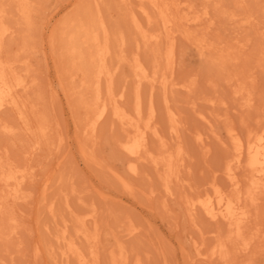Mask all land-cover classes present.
<instances>
[{
    "label": "rangeland",
    "instance_id": "rangeland-1",
    "mask_svg": "<svg viewBox=\"0 0 264 264\" xmlns=\"http://www.w3.org/2000/svg\"><path fill=\"white\" fill-rule=\"evenodd\" d=\"M129 1L26 0L25 15L19 0H0V30H10L0 60L10 84L16 78L25 84L14 103L0 109V176L14 168L28 176L17 201L5 200L0 181V264H80L77 254L64 255L70 243L89 264H264V188L244 200L250 222L239 237L226 222L210 221L200 208L190 216L187 208L188 200L214 196L217 188L235 193L227 178L235 139L246 145L264 125V0H172L180 11L172 9L171 69L166 52L172 41L162 35L160 44L146 43L133 24L136 17L156 33L159 15L148 0ZM193 15L198 23L185 21ZM101 22L109 32L115 93L123 95L121 106L130 115L136 59L150 75L169 77L166 90L158 79L144 81L141 95L142 123L153 105L158 132H148L147 156L161 154L163 144L172 153L183 150L180 179L170 194L164 169L150 159L136 163L137 173L130 171L121 148L132 132L128 125L110 113L94 137L88 132L95 66L85 58L94 48L81 46L85 62H79L68 42L80 27L99 30L103 39ZM235 167L246 189V164Z\"/></svg>",
    "mask_w": 264,
    "mask_h": 264
},
{
    "label": "bare ground",
    "instance_id": "bare-ground-1",
    "mask_svg": "<svg viewBox=\"0 0 264 264\" xmlns=\"http://www.w3.org/2000/svg\"><path fill=\"white\" fill-rule=\"evenodd\" d=\"M19 1L22 3V7H21L22 13L25 15L28 14L29 9H28L26 0H19ZM122 1H125V2L128 1V3L129 2L131 3V1L129 0H122ZM148 1L151 4L152 9L155 12H157L156 14L159 15V19L162 23V25L159 24L160 26H162L159 29L160 31L162 28L161 33L159 31H158L159 33L158 32L149 33L148 30L143 27V25L141 24V21L137 20L136 17H133L134 15L133 14L131 16L134 18L133 19V24L135 26L134 28L138 30L137 32L140 33L139 35H141V37L144 39L146 43H151V44L155 43L158 45L161 43V40L163 39L162 35L163 36L165 35L167 39L172 41L170 48L168 46L169 51L166 52L167 59L169 61L168 66L170 65L169 68L171 69L173 66V58H174V50H175L174 49V39H175L174 36L176 33L174 30L175 28L174 26L177 20L175 17L177 14L173 16L174 12L172 13V9L178 10V7H179L178 3L176 2L175 4V2L172 0H171L172 4H169L170 2L169 0H148ZM172 6H175V8H172ZM180 6L182 7V5ZM178 11H180V7ZM142 12H144V14H146L148 16V19L151 21L153 16L152 17L151 15L149 16L148 14L149 12L147 13V11L144 8ZM184 12L185 11H183V13ZM190 15H187V16H190ZM185 16L186 15H184L183 17ZM194 16L195 18L193 19H189L187 17L188 19L185 21L188 23H194V24H196V22L198 23L200 18L196 17V15H193L192 17ZM181 20L183 19L181 18ZM181 20L179 21L181 22ZM151 23L149 24L151 25ZM99 29L103 33V36H104L103 39L100 38L101 36L99 34V30L80 27L77 29L76 33L70 34L69 42H68L69 52L75 61L82 62L84 53H82L83 51H81V46L89 45L91 48L93 47L94 49H96V50L93 49L94 52L91 49L92 51L91 55L89 52L90 59H88L89 56L88 58H85L89 60L90 63L92 62L91 65L89 64L90 67L95 66L93 67L94 69L91 67L92 71H95L94 72L95 74H93L94 76L91 73V76L94 77V79L92 82H90L93 85V87L91 85V88H93V91H94L93 92L94 100L91 105L92 117L89 116L90 118L88 119L90 120L88 132L92 137H94L98 129V125L101 123L102 120H104L107 114L109 115L110 113H112V115L116 119H118L122 124L128 125L127 127H130L132 132H130L129 134L127 132L128 134L126 136L127 139L126 141L121 143L122 145L121 148L123 149L125 154H127V156L129 157L131 161L130 166H129L130 171L133 173H137L138 168H137L136 163L141 160L150 159V161L154 164L155 167L159 169L162 167L164 169L163 182H164V186H165L167 193L170 194L171 193V183L176 179L178 181L180 179L179 173H180V167L182 166V163H183V150L182 148L179 147L180 149L178 148L179 149L177 150L178 152L172 153L169 149H165L166 144H163L164 151H162L161 154H159L158 156H152V155L147 156L148 146H149L148 145L149 143L148 142V138H149L148 132L152 130L153 132L151 134H153L156 137H158V132L155 128L152 127V122H153V118L155 114L153 105H151L152 107H151L150 118H148V121L145 124L142 123L143 101H142V95H141V85L144 81L154 82L156 81V79H158L160 84L166 90L170 84L169 77L165 75V73L161 77H158L157 72H155L153 76L150 75L148 69L144 66L141 60L136 59V64L134 65L135 78L137 79V84H138L137 91H136V105H135L134 116L130 115V113H128L121 106L120 100L123 98V95L122 94L117 95L115 93V88L113 84V76L111 75V72L107 65L108 56L110 54L109 32L103 22H101ZM9 31L10 30L8 29H4L3 31L0 30V49L2 46L3 39L5 36L9 34L8 33ZM200 44L198 45H200L201 48H204V46L202 47V45H205V44H203V42ZM199 51L201 52L200 49ZM159 54H160V51H159ZM165 58H166V55H165ZM85 59H83V62H85ZM167 71L169 70L167 69ZM104 80L107 83L105 91L103 89ZM15 81H16L15 84L13 83L10 84L11 81L9 82L7 78V70L3 64V61L0 60V109L3 108L7 104H13L14 95H15L14 93L17 91L18 88L25 87L24 81H20L17 78ZM172 114L170 115L171 116L170 122L172 126L171 130L173 133L177 134L178 123L174 118L175 115L173 116ZM249 139L250 140L247 141L248 143L246 142V145H244L245 143L243 144V142H241L238 138L235 139L236 150H237L236 151L237 153L235 152L236 153L235 164L230 165V162H234L232 161L234 159H232L229 162L230 168H228V171H227V175H228L227 178L229 177L228 179H230L235 193L234 194L231 193L232 194L231 195L217 188L215 190L214 196H208L204 199H201L198 202H193V201L191 202L190 200H188L187 202V208H188V212L190 216H193L194 213L197 211V209L200 208L210 221L214 223H218L220 221L226 222L230 226L231 234H233L234 237L235 236L239 237L243 235L244 229L247 227V224L250 222L249 212L251 211L247 210L246 205H244V200L254 199L255 196L260 191H262L264 188V125L257 133H255ZM243 162L246 164L247 170L249 172L248 180L246 182L247 183L246 189H244V185L238 179L236 175V167H235V166L242 165ZM26 176H27L26 173L22 171V169H19V168L11 169L4 176L2 175L0 176V181L3 183L4 189L6 190L5 200L8 201L9 199H12L14 201H17V200L22 199L21 198V192H23L22 183L26 180L25 179ZM125 187H128V186H125ZM46 190L48 189L46 188ZM3 208L4 207L2 205V202H0V212L3 210ZM53 210L54 209H51V211ZM66 233H67V230H65L62 233L64 235L63 236L64 240L67 239ZM75 245L74 243H70L68 252H66L64 255L67 256L69 252H71V254L72 253L77 254L79 256L78 258H79L80 264H89L86 261L84 255L79 253ZM250 245H251L250 243L245 244L244 250L249 249L248 247H250ZM197 248H198L197 253L199 252L198 253L199 257L201 256V258L203 257L205 258L206 256L204 253L201 252V250L199 249V246Z\"/></svg>",
    "mask_w": 264,
    "mask_h": 264
}]
</instances>
